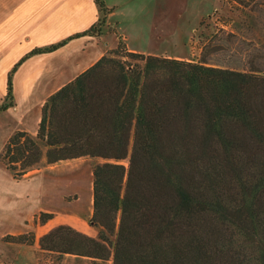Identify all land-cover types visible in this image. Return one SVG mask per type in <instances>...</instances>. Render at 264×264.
<instances>
[{"label":"trees","instance_id":"1","mask_svg":"<svg viewBox=\"0 0 264 264\" xmlns=\"http://www.w3.org/2000/svg\"><path fill=\"white\" fill-rule=\"evenodd\" d=\"M94 1L102 18L78 37L102 33L110 11ZM12 74L0 112L13 104ZM81 158L104 161L93 168L98 235L60 225L40 237L42 251L113 264H264L260 71L134 53L120 43L45 102L36 136L16 132L0 153L17 179L44 159ZM53 217L41 213L36 223Z\"/></svg>","mask_w":264,"mask_h":264},{"label":"crops","instance_id":"2","mask_svg":"<svg viewBox=\"0 0 264 264\" xmlns=\"http://www.w3.org/2000/svg\"><path fill=\"white\" fill-rule=\"evenodd\" d=\"M103 1L110 12L101 35L78 37L102 18L94 0H0V106L6 100L13 73V104L0 112V153L16 132L36 136L45 102L120 43L130 52L198 63L191 59L190 39L202 34V21L220 4V0ZM62 42L66 43L53 52L26 58L35 49ZM76 161L69 170L65 161L48 165L44 159L19 179L0 163V239L27 233L41 213L55 215L44 225V234L68 225L93 237L85 216L75 211L66 213L65 221H58L61 213L55 202L61 200L59 179L81 175V166L93 159ZM89 173L87 215L92 218L93 169ZM76 187H81V177ZM87 260L92 261L68 255L58 264H82Z\"/></svg>","mask_w":264,"mask_h":264},{"label":"rangeland","instance_id":"3","mask_svg":"<svg viewBox=\"0 0 264 264\" xmlns=\"http://www.w3.org/2000/svg\"><path fill=\"white\" fill-rule=\"evenodd\" d=\"M201 25L203 35L199 32V35L196 34L190 39L189 48L193 61L239 71L253 69L264 74V0H220L218 10L205 18ZM83 159L91 158L65 161L64 165L69 166L67 168L71 170V166L77 162L76 160ZM97 162L104 161L100 159L86 161L79 169L81 175L62 176L58 181L61 185V200L55 202L56 209L61 213L57 215L60 217L58 221H65V214L75 211L79 215L85 216L84 219L88 228L92 229L93 237H97L98 229L92 226L91 218L87 215L90 207L91 186L89 172ZM124 164L128 166V163L124 162ZM80 177L81 187L79 188L76 186ZM53 216L55 217V215ZM36 219L27 233L20 234L26 235L27 239H30L33 234L36 238L33 245L5 240L4 238L7 236L0 239V264H58L65 256L69 255L60 256L56 253L41 252L38 236H43L47 229L44 228L45 224L36 223ZM89 260L92 261L87 260L83 263L113 264L112 260Z\"/></svg>","mask_w":264,"mask_h":264}]
</instances>
